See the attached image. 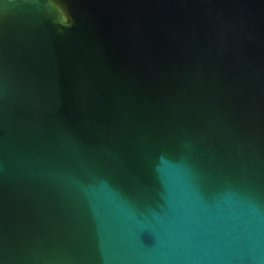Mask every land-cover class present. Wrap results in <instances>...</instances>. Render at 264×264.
Listing matches in <instances>:
<instances>
[{
	"label": "water",
	"instance_id": "water-1",
	"mask_svg": "<svg viewBox=\"0 0 264 264\" xmlns=\"http://www.w3.org/2000/svg\"><path fill=\"white\" fill-rule=\"evenodd\" d=\"M0 0V264H264V0Z\"/></svg>",
	"mask_w": 264,
	"mask_h": 264
},
{
	"label": "clouds",
	"instance_id": "clouds-1",
	"mask_svg": "<svg viewBox=\"0 0 264 264\" xmlns=\"http://www.w3.org/2000/svg\"><path fill=\"white\" fill-rule=\"evenodd\" d=\"M46 10L52 15L53 22L62 28L72 27L74 21L65 8L62 0H44Z\"/></svg>",
	"mask_w": 264,
	"mask_h": 264
}]
</instances>
